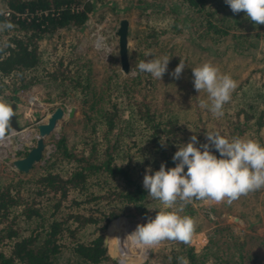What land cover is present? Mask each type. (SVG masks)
<instances>
[{
  "label": "trees",
  "instance_id": "1",
  "mask_svg": "<svg viewBox=\"0 0 264 264\" xmlns=\"http://www.w3.org/2000/svg\"><path fill=\"white\" fill-rule=\"evenodd\" d=\"M177 1L190 18L196 19L193 14L199 13L204 23L201 34H211L212 42L219 40L217 36L227 34L230 27L241 28L243 23L254 25L245 13L233 14L224 0ZM2 2L9 13L5 15L0 9V24L10 22L14 28L0 31V97L10 101L17 92L37 83L52 85L61 96L74 94L80 101L83 132L68 141L60 131L52 140V151L35 161L36 172L29 171L33 162L26 171L6 169L11 172L0 173V264H59L55 262L59 256H62L61 264H118L101 245L99 224L125 205L140 206L149 215L155 200L143 188L146 169L154 173L162 163L166 170L175 167L172 156L192 135L197 136V147L207 143L200 133L208 130L206 122L195 123L182 112L186 90L192 93L186 98L195 101L197 117L200 100H208L207 93H196L186 87L193 86L191 68L197 67L194 62L199 56L187 59L184 55L182 61L186 67L180 78L171 76V81L156 87L154 83L164 81L167 73L161 81L147 73L137 74L136 65L150 59L144 52H138L139 57L136 59L133 54V63L131 66L128 63L124 71L127 75L117 78V72L110 70L96 89L91 85L92 75L82 65L81 56H75L74 40L59 45L64 40L54 38L62 28L82 27L95 1ZM172 11L166 8L161 14ZM255 27L264 29V25ZM160 31L142 25L140 37L149 44L158 39L156 35ZM231 33L228 47L237 53L253 45L252 37L242 29ZM258 35L264 36V30ZM44 38L53 46L47 48L42 43ZM207 56L208 62L215 58L214 54L206 53L204 57ZM127 57L132 61V55ZM155 88L159 91L157 95ZM234 92L230 100L235 107H230L229 102L224 105V114L218 117L223 118V123L215 131L229 139L243 135V121L252 117L258 127L263 115L261 109L249 111L237 106L232 97ZM178 99L180 105L175 112ZM239 113L243 115L242 120L237 119ZM210 150L219 158L218 152ZM25 154L26 151L18 157ZM178 206L165 210L172 211ZM208 209L203 201L194 200L181 213L193 218L196 211L206 213ZM117 218L109 219L107 226ZM230 233L226 232L223 239L227 243L221 245L223 240L218 241L213 236L214 230H208L207 243L197 253L190 244L177 241L167 250L156 249L154 255L161 264H181V258L187 264H264V257L256 250L243 251L245 237Z\"/></svg>",
  "mask_w": 264,
  "mask_h": 264
},
{
  "label": "rangeland",
  "instance_id": "2",
  "mask_svg": "<svg viewBox=\"0 0 264 264\" xmlns=\"http://www.w3.org/2000/svg\"><path fill=\"white\" fill-rule=\"evenodd\" d=\"M92 1H95V6L82 27L62 28L55 33L56 36L54 38L57 39L56 41L64 40L59 45H66L68 41L74 40L73 51L76 53L75 56H81L79 58L83 61L82 65L91 73V85L93 87L99 88L105 75L110 70L114 74L117 72V78L127 75L121 70L119 65L116 34L119 19L124 18L126 19V55H132V61L130 62L127 57V62L130 63V66L133 63L134 55L136 59L139 57L138 52L139 54L151 52V56L145 55L150 59L164 55L171 57L166 72L167 75L163 77L164 81L154 83L156 87L172 80L169 71L175 69L184 55L187 56V59L199 56L194 63L200 66L209 61L208 56L204 57L206 53L214 54L215 58L208 63L217 66L221 73L229 74L237 84L241 85L240 88L234 90L235 92L232 96L237 106H244L249 111L263 110L258 127H256V120L253 117L246 122L243 121V135L240 137L252 139L264 146V36L258 35L263 32V28L243 23L241 28H228L227 34L217 36L220 37L219 40L212 42L211 34L204 36L201 34L204 29V23L203 20L199 19V13L195 12L193 14L196 19L190 18L185 7L177 0ZM166 8H171L173 11L169 12V14H161V10ZM0 9H4L2 0H0ZM146 15L148 17L147 20H145ZM228 19H231V16H228ZM198 21L199 23H197ZM142 25H149L150 28L154 27L157 31L161 30L156 35L158 39L150 41L149 44L145 40L143 41L140 37ZM177 28L179 30H176ZM238 29H242L252 37L253 45L247 48L244 47L243 53H237L228 47V42L231 40V32ZM254 34L258 36H254ZM42 43L47 48L53 46L49 39H42ZM200 48L203 49L202 52H199ZM190 62L193 63L192 60ZM186 87L189 90L194 89L193 86L188 88V84ZM195 92L197 93V91ZM158 93L159 91L155 88V94L157 95ZM185 94L187 97L192 95L188 90L185 91ZM186 96L185 101L182 102V112L184 115L187 114L185 115L186 119H190L195 123L202 120L206 122L208 130L200 132L206 138L208 132H215L219 123H223V118L219 119L212 112L208 113L205 109L201 110L200 107V118L197 117L194 113L196 111L195 101H188ZM0 100L8 104L13 103L14 118L18 126L17 130L14 129L15 131L10 133V139L0 142V173L3 175L11 172L6 171V169H15L11 163L13 159L18 158L19 154L24 151L27 152L34 145L37 137L36 124L45 121L46 116L56 106L61 107L62 114L49 132L42 136L43 147L41 156H47L52 151V140L56 138L60 131L66 135L68 141L75 139L79 132L80 134L83 132V117L80 113L78 96L74 94L61 96L52 85L46 83L33 84L26 90L17 92L16 96L10 101L2 97H0ZM179 105L180 101L178 99L175 112L178 110ZM229 106L235 107L231 100L229 101ZM69 110H71L70 115L68 114ZM237 119H243L242 113H239ZM37 167L38 164L34 161V166L29 171L36 172ZM148 174L152 173L149 172ZM203 203L209 206L206 213L196 211L193 215L196 229L191 242L188 243L192 246L193 252L197 253L204 247L207 243V231L213 229V236L217 237L218 241L223 240L221 245L227 243L223 239L226 232H231L230 234L232 235L238 234L245 237L244 246L245 250L248 248V253L256 250L264 257L262 239L256 233L258 226L254 223L255 221L252 222L254 219H258L260 222L264 221V188L246 196H241L232 204H228L227 201L220 203L203 201ZM154 208H157L158 211L153 212ZM161 211L170 210L163 209L160 201L155 200L154 204L151 205L149 215L140 206L128 205L127 207L125 205L116 214L104 218L99 224V230L101 238L103 233L107 232L109 235L105 253L118 264H161L159 258L154 255L155 250H167L177 241L165 240L145 251L136 248L132 244H129L128 247L122 246L116 231V227H122L125 231L133 232L138 224L147 223L149 219H154L155 215ZM180 215L184 216L185 214L180 213ZM113 217L119 218L113 220L116 221L115 224L111 221L107 226L109 219ZM109 228L111 234H115L114 239L111 238L108 231ZM263 234L264 230L261 231L262 236ZM256 244L258 249L255 247ZM123 247L128 248L129 254L121 250ZM64 259L65 256L63 257ZM60 260H62V256H59L55 262L61 264Z\"/></svg>",
  "mask_w": 264,
  "mask_h": 264
},
{
  "label": "clouds",
  "instance_id": "3",
  "mask_svg": "<svg viewBox=\"0 0 264 264\" xmlns=\"http://www.w3.org/2000/svg\"><path fill=\"white\" fill-rule=\"evenodd\" d=\"M233 14L240 12L254 25H264V0H224ZM14 25L10 22L0 24V31L10 30ZM7 47V44L4 45ZM151 56V52L145 53ZM171 57L140 61L136 65L137 74L147 73L161 81L168 70ZM186 64L180 60L170 73L179 79ZM193 87L198 93H207L208 100H200L199 106L208 109L215 116H223V107L230 101L237 82L229 75L221 73L217 66L205 62L191 68ZM210 102V103H209ZM15 117L13 107L0 100V142L10 139L14 132L11 125ZM207 143L197 147V136L192 135L190 141L178 147L172 156L175 167L166 170L162 163L158 171L152 174L146 169L143 177V188L148 195L159 200L164 209L154 219L145 224H138L128 235L130 243L140 249L147 250L162 241H178L185 244L191 242L195 233L196 222L187 215L181 216L184 208L194 200L232 204L241 196L264 188V146L252 139L222 136L219 132H208ZM210 149L219 153V158ZM185 168L187 169L185 171ZM181 264L187 261L181 258Z\"/></svg>",
  "mask_w": 264,
  "mask_h": 264
},
{
  "label": "water",
  "instance_id": "4",
  "mask_svg": "<svg viewBox=\"0 0 264 264\" xmlns=\"http://www.w3.org/2000/svg\"><path fill=\"white\" fill-rule=\"evenodd\" d=\"M117 34V44H118V60L121 70L124 72L128 67L127 55H126V19H119L118 26L116 28ZM13 107V103H10ZM62 109L56 106L45 118V121L36 124L37 137L35 143L31 146L24 156L15 158L11 161L15 169L26 171L30 168L31 164L36 161L41 154V149L43 147L42 136L49 132V130L54 126L56 120L61 117ZM71 114V110L68 111ZM11 125L13 129L17 130L15 118H12ZM101 245L106 246V236L105 233L102 234ZM119 262V260H118Z\"/></svg>",
  "mask_w": 264,
  "mask_h": 264
},
{
  "label": "bare ground",
  "instance_id": "5",
  "mask_svg": "<svg viewBox=\"0 0 264 264\" xmlns=\"http://www.w3.org/2000/svg\"><path fill=\"white\" fill-rule=\"evenodd\" d=\"M115 223V222H114ZM109 231V230H108ZM116 231L119 235V239L121 240L122 246L124 247H128L130 243L129 239H128V235L131 233L130 231H125L122 227H116ZM106 236V247H107V242H108V233H105ZM121 248V250H123L124 253L129 254L128 252V248ZM137 248V247H136ZM136 250V249H135Z\"/></svg>",
  "mask_w": 264,
  "mask_h": 264
},
{
  "label": "crops",
  "instance_id": "6",
  "mask_svg": "<svg viewBox=\"0 0 264 264\" xmlns=\"http://www.w3.org/2000/svg\"><path fill=\"white\" fill-rule=\"evenodd\" d=\"M262 220V219H261ZM255 221V222H254ZM252 222H254V223H256L257 224V226H258V228H257V231H256V233H258L259 234V236L261 237V239H262V242H263V246H264V234H263V236L261 235V231L262 230H264V221H258V219H254V220H252ZM259 222V223H258ZM245 250V246H243V251ZM247 250H248V248L246 249V251H245V253H248L247 252Z\"/></svg>",
  "mask_w": 264,
  "mask_h": 264
},
{
  "label": "built area",
  "instance_id": "7",
  "mask_svg": "<svg viewBox=\"0 0 264 264\" xmlns=\"http://www.w3.org/2000/svg\"><path fill=\"white\" fill-rule=\"evenodd\" d=\"M3 13H4L5 15H8L9 10H8L7 8H4V9H3ZM119 263H120V262H119Z\"/></svg>",
  "mask_w": 264,
  "mask_h": 264
}]
</instances>
